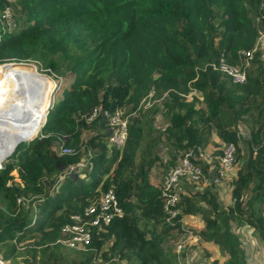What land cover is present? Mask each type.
Listing matches in <instances>:
<instances>
[{
  "label": "trees",
  "instance_id": "trees-1",
  "mask_svg": "<svg viewBox=\"0 0 264 264\" xmlns=\"http://www.w3.org/2000/svg\"><path fill=\"white\" fill-rule=\"evenodd\" d=\"M250 1L257 24L241 0H0V14L13 7L23 22L11 29L0 23V64L36 60L58 71L66 63L73 76L48 108L40 134L20 141L0 166V255L5 260L179 264L166 242L176 244L191 230L217 244L223 264H247L250 255L231 223L252 226L264 241V60L255 48L243 83L231 82L215 65L222 55L245 64L237 50L252 49L258 28L264 27V0ZM216 7L222 8L217 21ZM21 67L20 79H5L19 86L12 91L19 90L18 108L42 110L41 100L50 97L55 83L34 67ZM152 89L168 97L164 134L172 157L167 170L186 151L198 155L212 133L220 139L217 147L224 141L236 144L229 204L218 199L216 185L190 180L192 185L179 190L178 212L172 216L165 209L161 185L149 179L159 155L134 159L144 134L141 120L149 111L141 101ZM193 89L202 94L203 106L196 105V96L188 98ZM94 107L132 113L122 148L107 145L108 124L101 112L88 119ZM239 121L248 126L243 140ZM56 143L72 151H58ZM216 153L211 152V161L196 158L204 173L211 163L217 166L221 149ZM84 158L83 176L67 174L56 181L58 173ZM109 188L123 214L93 227L86 248L65 246L59 240L65 236L62 226ZM196 216L204 223L200 229L187 223ZM216 262L215 257L209 264Z\"/></svg>",
  "mask_w": 264,
  "mask_h": 264
},
{
  "label": "rangeland",
  "instance_id": "rangeland-1",
  "mask_svg": "<svg viewBox=\"0 0 264 264\" xmlns=\"http://www.w3.org/2000/svg\"><path fill=\"white\" fill-rule=\"evenodd\" d=\"M241 1L245 6L244 11L246 15L251 16L254 22L257 24L258 17L254 11V5L250 0ZM215 11L217 21L219 19V15L222 12V8L216 7ZM0 23L11 29L18 24H22L23 22L18 11L11 7L6 8L5 11L0 14ZM20 64L28 67L29 69L34 67L38 73L46 75L55 83V86L50 93V97H43L41 100L40 109L46 110L45 113H47L48 107H51L50 105H52L53 102H55L61 96L63 89L69 86V83L73 77L72 74L69 73L66 63L63 64L58 71H53L49 68H45L44 66H42V64H40V62L36 60L15 62L14 65H4L2 67L0 66V117H2L6 122L0 127V161L5 158L4 160H2L1 164L7 160V153H9L10 151L11 144L14 145L20 140L24 141L33 138L36 129L39 132L37 123L38 118L36 117V115L41 111L37 110L35 114L36 109L34 110L33 108L32 110V108L27 107L25 104L23 108L20 107L22 110L21 116L20 118H17L16 110L20 109L18 108L20 106V100H18V98H20V95L18 93L19 90L16 92V94H14L12 91L14 88L19 86L16 83L12 84V82L6 83V80L15 81L17 79H20V71L22 68ZM3 80L5 81L2 83L1 81ZM197 94L199 96L197 97L196 105L203 106L201 94ZM12 96L14 97V100L11 101ZM147 96H150V98H145L144 103L147 102L146 104L147 108H149V111L144 113L141 120L144 134L140 139V147L137 150L134 159L138 161L144 154L153 156L155 153H157L159 155V160L165 158L157 162L163 167L172 157V148L166 141L164 134V127L168 122V112L165 106V102L168 97L164 95L163 91H160L159 94L155 95L153 94V92H151L150 95ZM192 97L193 96L190 95L188 98L191 99ZM151 111H153V113ZM131 117L132 116H130V119ZM237 126L241 134V139H245L248 135V126H246L243 121H239ZM91 132H93V130H91ZM214 134L215 133H213V135ZM153 136L157 139L153 138ZM216 138L218 141H211L214 145L220 142V139L218 137ZM106 143L108 146H111L108 139H106ZM241 143L243 144V141ZM56 149L58 151L61 150V143H56ZM215 150H220V147H217ZM178 161L179 156L175 158L174 163ZM87 164V159L84 158L80 162V164L70 166L67 170L60 172V174L58 173L55 177L56 181L61 180L67 174L83 176V170L87 167ZM158 181H161L160 178L158 179ZM190 182L191 181H188L187 179H183L179 182V184L184 186L192 185L193 182ZM226 198V196H223L220 198V200L222 202H225ZM189 224L192 225V227L195 229H200L204 226V223L200 220L199 217L196 218L195 221L188 223V225ZM231 226L232 230L240 236L244 248L250 255L247 264H264V241H262L258 232L248 224L238 225L235 221L231 223ZM182 244V247L180 249H177L176 244L172 239H169L168 242H166V245L171 246L172 248H174V251H176V258L179 264H209L215 257L217 258L216 264L224 263L225 257L221 254L217 244L208 240H204L195 233H185ZM181 252L183 253L182 255L180 254ZM16 260H20L21 262L26 264L21 258H16Z\"/></svg>",
  "mask_w": 264,
  "mask_h": 264
},
{
  "label": "built area",
  "instance_id": "built-area-1",
  "mask_svg": "<svg viewBox=\"0 0 264 264\" xmlns=\"http://www.w3.org/2000/svg\"><path fill=\"white\" fill-rule=\"evenodd\" d=\"M259 42H264V27L258 28V33L255 40V45L252 49H238V55L245 59V64H235L229 62L224 55H222L215 65V67L221 71L223 76L229 79L233 83H243L247 77V65L248 59L251 58L252 52ZM145 96L141 103L142 106L147 108V102L144 103ZM99 112L103 119L107 120V139L111 145L116 148H122L127 137L128 121L132 114H123V109H116L113 113L107 110H101L100 107H94L91 115L88 119L93 118ZM221 154L218 156L217 166L213 165L212 171L204 173L201 165L196 158L200 160L211 161V152H207L199 149V154L195 155L193 152L186 151L180 157L179 161L171 166L164 174L161 186L160 194L164 197V207L168 209L173 216L178 212V209L174 208L179 198V182L183 179L191 180L194 182H200L202 185H218L220 181L225 178L231 169L234 167L236 144L234 142H222ZM69 147H61V152H71ZM80 164V163H78ZM123 209L119 203L118 197L115 192L109 188L104 191L97 201L86 205L82 212L72 215V221L64 224L61 228L62 233L65 235L59 240L69 248L84 249L87 247L91 240V229L93 227L102 228L109 223L112 218L121 216ZM192 234L191 230L186 233ZM182 241L176 243L177 249L182 247ZM0 264H7L1 262Z\"/></svg>",
  "mask_w": 264,
  "mask_h": 264
},
{
  "label": "crops",
  "instance_id": "crops-1",
  "mask_svg": "<svg viewBox=\"0 0 264 264\" xmlns=\"http://www.w3.org/2000/svg\"><path fill=\"white\" fill-rule=\"evenodd\" d=\"M257 48H260L261 49V52H262L261 57L264 60V42H259L258 45H257ZM151 92H153L154 95L160 93V91L158 92V91L152 89V90H150V92L147 95H150ZM163 93H164L165 96H167L164 91H163ZM197 93H200V92L198 90H196V89H193L191 91V93L189 94V96L190 95L191 96H195L196 95V97H198L199 95ZM149 98H150V96H149ZM201 98H202V96H201ZM151 112L153 113V111H151ZM149 116H150V112H149ZM215 135L216 134L213 135V133H212V137H211L210 142L207 143L204 146L203 145L201 146V149L202 150L207 151V152H212L214 154H217L216 153L217 150H215L217 148V146H215L211 142L212 140L213 141H218ZM162 159H165V158H162ZM162 159L157 160L155 162V164L152 166V168L150 169V176H149L150 182L153 183V184H155V185H158V186L161 185V181H162L163 175L165 174V172L167 171V168H168V167H166V165L162 167L160 164L157 163V162L161 161ZM212 167H213V165L211 163L210 164V167H209V171H212L213 170ZM236 169H237V166L234 165V167L231 169V171L228 173V175L225 178H223L220 181V183L218 185H216V187H215L216 188L215 190L217 192V195H218V199L219 200L223 196H226L227 197L225 202H222L220 200L221 203L224 206L227 205V204H229L231 202V192H230V190H231V183L230 182L236 176ZM159 178L161 180L160 182L158 181ZM181 186H182V188H180V185H178V189L179 190H184L185 189L184 185H181ZM196 218H198V217L196 216L194 219H189L188 223H191L192 221H195Z\"/></svg>",
  "mask_w": 264,
  "mask_h": 264
},
{
  "label": "bare ground",
  "instance_id": "bare-ground-1",
  "mask_svg": "<svg viewBox=\"0 0 264 264\" xmlns=\"http://www.w3.org/2000/svg\"><path fill=\"white\" fill-rule=\"evenodd\" d=\"M15 64V62H12V63H3V64H0V66H3V65H14ZM5 80H3V81H1L2 83L4 82ZM53 98V97H52ZM52 102V101H51ZM50 102V103H51ZM51 106V105H50ZM49 108V107H48ZM33 110V109H32ZM34 110H35V107H34ZM36 111H37V109L35 110V114H36ZM41 112H38V114L36 115V117L38 118L37 119V123H38V129H40V126H41V124H42V121H43V119H44V115H45V112H46V110H40ZM10 120H11V118H10ZM6 122H5V120L2 118V117H0V127L2 126V125H4ZM36 129V128H35ZM40 131V130H39ZM37 129L35 130V133H34V136L37 134ZM39 134H40V132H39ZM32 139V138H31ZM17 143V142H16ZM15 145V144H14ZM14 145L13 144H11V148H10V151H9V153L12 151V149H13V147H14ZM9 153H7V155H9ZM6 155V156H7ZM5 156V157H6ZM5 158H3L2 160H4ZM2 160L0 161V164H1V162H2ZM0 261L1 262H6L7 264H11L8 260H5L2 256H0Z\"/></svg>",
  "mask_w": 264,
  "mask_h": 264
},
{
  "label": "water",
  "instance_id": "water-1",
  "mask_svg": "<svg viewBox=\"0 0 264 264\" xmlns=\"http://www.w3.org/2000/svg\"><path fill=\"white\" fill-rule=\"evenodd\" d=\"M5 63H12V62H5ZM45 117H46V113H45V115H44V120H45ZM44 120L42 121V124H43ZM42 124H41V125H42ZM20 141H21V140H20ZM20 141H19V142H20ZM19 142H17V143L14 145L12 151L14 150L15 146H16ZM12 151H11V152H12ZM11 152H10L9 154H11ZM0 166H1V165H0Z\"/></svg>",
  "mask_w": 264,
  "mask_h": 264
},
{
  "label": "clouds",
  "instance_id": "clouds-1",
  "mask_svg": "<svg viewBox=\"0 0 264 264\" xmlns=\"http://www.w3.org/2000/svg\"><path fill=\"white\" fill-rule=\"evenodd\" d=\"M41 127V126H40ZM36 136V135H35ZM107 139V138H106Z\"/></svg>",
  "mask_w": 264,
  "mask_h": 264
}]
</instances>
